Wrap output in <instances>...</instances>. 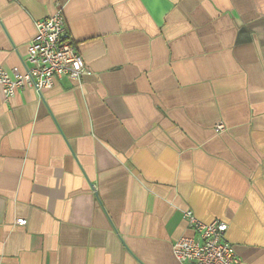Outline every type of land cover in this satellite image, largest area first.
Here are the masks:
<instances>
[{
    "label": "crops",
    "instance_id": "crops-1",
    "mask_svg": "<svg viewBox=\"0 0 264 264\" xmlns=\"http://www.w3.org/2000/svg\"><path fill=\"white\" fill-rule=\"evenodd\" d=\"M59 10L90 73L0 85V264H181L186 210L264 264V0H0V67Z\"/></svg>",
    "mask_w": 264,
    "mask_h": 264
},
{
    "label": "built area",
    "instance_id": "built-area-1",
    "mask_svg": "<svg viewBox=\"0 0 264 264\" xmlns=\"http://www.w3.org/2000/svg\"><path fill=\"white\" fill-rule=\"evenodd\" d=\"M35 28L36 34L27 48L26 70L23 72L15 67L8 72L0 67V85L6 101L25 86L40 92L53 87L63 76L79 79L90 73L61 10L37 20ZM216 129L220 132L224 125L219 123ZM184 218L194 234L183 236L174 243V254L181 264H240L233 246L226 239L229 229L226 222H203L192 210H186Z\"/></svg>",
    "mask_w": 264,
    "mask_h": 264
}]
</instances>
